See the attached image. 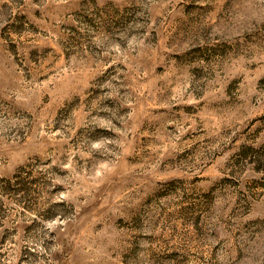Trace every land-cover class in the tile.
Segmentation results:
<instances>
[{
    "label": "rangeland",
    "instance_id": "obj_1",
    "mask_svg": "<svg viewBox=\"0 0 264 264\" xmlns=\"http://www.w3.org/2000/svg\"><path fill=\"white\" fill-rule=\"evenodd\" d=\"M0 264H264V0H0Z\"/></svg>",
    "mask_w": 264,
    "mask_h": 264
}]
</instances>
